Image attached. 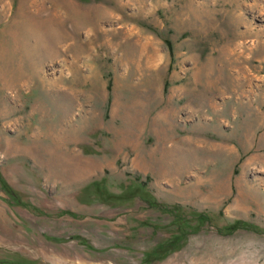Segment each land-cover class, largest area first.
Listing matches in <instances>:
<instances>
[{"label": "rangeland", "instance_id": "1", "mask_svg": "<svg viewBox=\"0 0 264 264\" xmlns=\"http://www.w3.org/2000/svg\"><path fill=\"white\" fill-rule=\"evenodd\" d=\"M0 45V264H264V0H0ZM60 97L85 175L24 149Z\"/></svg>", "mask_w": 264, "mask_h": 264}, {"label": "bare ground", "instance_id": "2", "mask_svg": "<svg viewBox=\"0 0 264 264\" xmlns=\"http://www.w3.org/2000/svg\"><path fill=\"white\" fill-rule=\"evenodd\" d=\"M40 26V25H39ZM38 26V27H39ZM46 29H48V28H46ZM36 37V36H35ZM42 39V38H41ZM51 42V41H50ZM49 42V43H50ZM38 43H42L41 44V49H42V46L44 45L43 44V40H38ZM51 43H53V42H51ZM52 45V44H51ZM53 46H55V45H53ZM2 46L0 45V67L3 69V65L2 64H4V67L6 66V64H7V59H6V53H5V51H3V49L1 48ZM55 48V47H54ZM53 53H54V51H53ZM7 55H8V53H7ZM41 56V55H40ZM42 57V56H41ZM44 58V57H43ZM21 60V59H20ZM154 61L156 62V58H155V60L154 59H152L150 62H149V66L150 67H152L154 64ZM11 62H13V59H12V61ZM10 63V62H9ZM14 71H15V74H16V72H17V74H16V78H20V77H22L23 78V82H25V83H27V85H30V82H31V75L29 74V73H26V71L24 70V68L22 67V64L21 63H17L16 64V66H14V67H12V70H11V73H12V75H13V73H14ZM2 73H6L4 70H2L1 71ZM4 75V74H3ZM4 76H7V75H4ZM15 77H12V85H20V80H18V79H16ZM33 82V81H32ZM31 82V83H32ZM229 87V86H228ZM227 93H230V95H229V97H226V99L228 100V101H230L228 104H230V103H232L233 102V99H234V96H233V94L235 93V90H234V88H227V90H226V94ZM238 93V92H237ZM236 93V94H237ZM240 93V92H239ZM198 96V99H199V102H201L200 103V105L201 106H195V107H192L193 108V110L194 109H196V108H198V110H199V112H203L202 111V109L205 107V106H210V108L212 107L211 105H210V103H209V101L210 100H208V101H206L207 99H209V98H206V95H204V96H201V95H197ZM242 96V95H241ZM59 97V96H58ZM61 98L63 99V97H60V99H56V98H51V104H52V108L54 107L55 109H56V111H62L64 114H63V116H64V118H63V124L65 123V125H66V128L68 129V131L67 130H62V131H59V134L57 133L56 134V132H54V131H51V129L53 130V128H51V126H50V128H49V131H48V135L51 137H53V138H56L55 139V142L56 143H54V144H46V145H41V142L43 141H41V139L40 138H36V140H35V142H33L34 143V145H33V147H24V149L26 150V151H28V152H34V151H38L39 152V150H41V149H47L49 152H51L52 154H54L53 155V160L55 161V162H53V163H56V164H60V165H62V166H64V167H66V168H72L74 171H73V173L74 174H81V175H85L86 173H87V167L86 166H84L83 164H82V161H81V159H74L73 157H65V156H63L62 154H59L58 152H56V151H58V148H60V146H61V144L63 145V146H67V150H69V148H70V145L72 144V143H74V140L76 139H78V137H79V135H80V133H81V129H78V130H75V125L74 126H70V123L72 122V121H70V119H69V116L72 114V110H73V105L71 106V105H68V106H64V105H62V101H61ZM205 100V101H204ZM202 101H204V103H202ZM71 104V103H70ZM206 104V105H205ZM138 105H140L139 106V112H140V116H142L141 115V113L143 114L144 112H145V110H144V103H142V100H141V102H138ZM141 108V109H140ZM189 108H191V106L189 105L188 107H187V109H189ZM132 109V106L131 105H126L125 106V111H127V113L129 114L130 113V110ZM186 109V108H185ZM238 109V108H237ZM192 110V111H193ZM212 110H213V108H212ZM49 111H50V109L48 108V107H45L44 106V104L41 102V103H35V105L33 106V108H32V112L34 113V112H42V113H44V115H45V117H49L48 116V114H49ZM214 111V110H213ZM134 112V111H133ZM138 112V113H139ZM237 112V111H236ZM235 112V110H234V113H233V111H232V113L233 114H237ZM60 113V112H59ZM203 113H206V114H208L209 115V111H204ZM35 114V113H34ZM37 114V113H36ZM145 114V113H144ZM54 116V115H53ZM52 115H51V117H53ZM131 117V116H130ZM144 117H145V115H144ZM169 117H171V114H169V115H166V116H164L162 119H165V121H161V122H159V125L161 126L162 125V123H166V124H168L169 126H172V122H170L171 120H169ZM83 118V117H82ZM125 118H126V116H125ZM139 118V117H138ZM148 118V117H147ZM133 119V118H132ZM83 120V119H82ZM138 120V119H137ZM141 120V119H140ZM142 120H145V119H142ZM215 120L216 119H212V121L213 122H215ZM83 121H81V123H82ZM129 122V121H128ZM142 122H144V121H142ZM80 123V124H81ZM140 125H141V123H139ZM139 125V126H140ZM167 125V126H168ZM47 130H48V128H47ZM122 131V130H121ZM120 130H116V133L118 132L119 134H121L122 132H121ZM167 133H168V131H167ZM38 134V133H37ZM39 135V134H38ZM38 135H35V136H38ZM44 136V135H43ZM44 138V137H43ZM48 138V137H47ZM168 138H170V137H168ZM34 139H35V137H34ZM76 142V141H75ZM58 143L60 144V145H58ZM180 143H181V147H183L182 149L185 151V152H188V153H191V155H192V157H193V160L195 159V158H198V157H196L195 155H197V153L196 152H194V149H193V146L196 144V143H199V142H197V141H193V140H183V141H180ZM14 145V144H13ZM15 145H17L16 143H15ZM58 146V147H57ZM213 147V146H212ZM178 150V149H177ZM180 151V150H179ZM179 151H177V152H179ZM182 151V150H181ZM180 151V152H181ZM218 151V150H217ZM226 151V150H225ZM187 154V153H186ZM165 157V156H164ZM196 161V160H195ZM168 163V162H167ZM177 174V173H176ZM166 177V176H165ZM170 178V177H169ZM174 181V180H173ZM179 181V180H178ZM177 183V182H176ZM175 184V183H174ZM178 184V183H177Z\"/></svg>", "mask_w": 264, "mask_h": 264}, {"label": "trees", "instance_id": "3", "mask_svg": "<svg viewBox=\"0 0 264 264\" xmlns=\"http://www.w3.org/2000/svg\"><path fill=\"white\" fill-rule=\"evenodd\" d=\"M7 188V186H5Z\"/></svg>", "mask_w": 264, "mask_h": 264}]
</instances>
